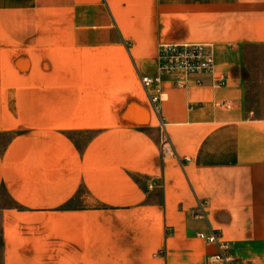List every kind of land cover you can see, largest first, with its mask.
<instances>
[{
	"label": "crops",
	"instance_id": "1",
	"mask_svg": "<svg viewBox=\"0 0 264 264\" xmlns=\"http://www.w3.org/2000/svg\"><path fill=\"white\" fill-rule=\"evenodd\" d=\"M107 6L0 0V264H205L209 227L264 264V117L240 74L264 0ZM160 43L206 45L227 76L163 83L164 128L129 86Z\"/></svg>",
	"mask_w": 264,
	"mask_h": 264
},
{
	"label": "built area",
	"instance_id": "2",
	"mask_svg": "<svg viewBox=\"0 0 264 264\" xmlns=\"http://www.w3.org/2000/svg\"><path fill=\"white\" fill-rule=\"evenodd\" d=\"M102 1L108 5V0ZM203 76L209 77L212 88L223 86L227 78L225 73L216 71L214 55L208 46L191 43L158 45L156 72L144 74L137 71V78L161 128L165 126L160 111V102L164 99L163 83L166 82L179 89H187L192 85L203 84ZM216 104L230 107V104L223 101H217ZM163 142L168 143L165 134ZM193 216L207 221L202 202L196 203ZM197 237L212 247L206 255L205 264H241L242 259L238 254L236 242L223 239L218 230L209 227L208 231H199ZM161 254H164V251Z\"/></svg>",
	"mask_w": 264,
	"mask_h": 264
},
{
	"label": "rangeland",
	"instance_id": "3",
	"mask_svg": "<svg viewBox=\"0 0 264 264\" xmlns=\"http://www.w3.org/2000/svg\"><path fill=\"white\" fill-rule=\"evenodd\" d=\"M101 2L109 11L108 6L102 0ZM13 19L4 17L3 20L5 24L10 25L11 24L10 20ZM22 19L23 18L18 19L19 24L22 22ZM23 24H26L24 22V19H23ZM242 52H243V58L240 67V74H241V84L243 90L245 91V93H243L245 105L249 107H253V110L255 108V111L254 113L251 114V116L264 117V49L247 47L244 48ZM129 86L135 92L140 93L145 99V94L142 91V88L136 76H134V80L132 83L129 84ZM75 135H76L75 137L77 138L79 137L77 134ZM85 136L86 135L83 134L81 135L80 138H83ZM1 199L3 202L7 201L5 193L1 192ZM246 262H247L246 260L245 261L240 260L241 264H246Z\"/></svg>",
	"mask_w": 264,
	"mask_h": 264
}]
</instances>
